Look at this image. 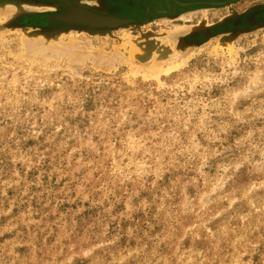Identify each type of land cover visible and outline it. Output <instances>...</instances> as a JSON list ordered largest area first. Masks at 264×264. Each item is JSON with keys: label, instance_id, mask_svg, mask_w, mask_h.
<instances>
[{"label": "rangeland", "instance_id": "374dc122", "mask_svg": "<svg viewBox=\"0 0 264 264\" xmlns=\"http://www.w3.org/2000/svg\"><path fill=\"white\" fill-rule=\"evenodd\" d=\"M0 1V264H264V0Z\"/></svg>", "mask_w": 264, "mask_h": 264}, {"label": "water", "instance_id": "95a60500", "mask_svg": "<svg viewBox=\"0 0 264 264\" xmlns=\"http://www.w3.org/2000/svg\"><path fill=\"white\" fill-rule=\"evenodd\" d=\"M65 2L71 6L68 1ZM6 4V2L0 1V5ZM57 19L69 23L83 24L88 27L105 28H115L129 22V19L106 15L102 12L82 7L80 5L72 8L69 12L57 17ZM46 20H51V17L47 18Z\"/></svg>", "mask_w": 264, "mask_h": 264}, {"label": "bare ground", "instance_id": "6f19581e", "mask_svg": "<svg viewBox=\"0 0 264 264\" xmlns=\"http://www.w3.org/2000/svg\"><path fill=\"white\" fill-rule=\"evenodd\" d=\"M9 4H10V3H9ZM25 4H26V3H25ZM7 5H8V4H7ZM7 5H6V6H7ZM21 5L23 6V3H22ZM21 5H19V6H21ZM27 5H28V4H27ZM4 6H5V5H0V14H1V15H4V16H7L6 13H7L8 11H7V12L5 11ZM12 6H13V5H11V10H12ZM25 6H26V5H25ZM33 6H34V5H33ZM14 8H15V7H14ZM16 8H17V7H16ZM19 8H20V7H19ZM48 8H49V7H48ZM15 10H16V9H15ZM15 10H14V11H15ZM9 12H10V10H9ZM9 15H10V14H9ZM34 35H37V34H34ZM45 36H46V35H45ZM45 36L43 37L44 39L46 38ZM32 45H33V44H32ZM33 46H34V45H33ZM72 53H73V52H72Z\"/></svg>", "mask_w": 264, "mask_h": 264}]
</instances>
